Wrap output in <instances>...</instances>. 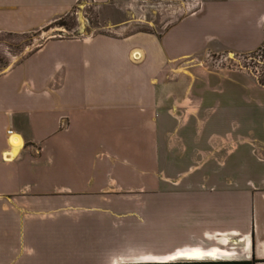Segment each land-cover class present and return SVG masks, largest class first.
I'll return each mask as SVG.
<instances>
[{
	"label": "crops",
	"instance_id": "obj_1",
	"mask_svg": "<svg viewBox=\"0 0 264 264\" xmlns=\"http://www.w3.org/2000/svg\"><path fill=\"white\" fill-rule=\"evenodd\" d=\"M77 2L0 0V34L40 32ZM218 9L260 48L264 0H206L163 35L49 37L0 73V264H264V118L257 135L203 116L218 89L174 38ZM182 200L199 215L194 240L134 244L150 206Z\"/></svg>",
	"mask_w": 264,
	"mask_h": 264
},
{
	"label": "rangeland",
	"instance_id": "obj_2",
	"mask_svg": "<svg viewBox=\"0 0 264 264\" xmlns=\"http://www.w3.org/2000/svg\"><path fill=\"white\" fill-rule=\"evenodd\" d=\"M204 1L106 0L94 3L93 0H79L67 15L40 32L0 34V73L51 36L89 37L103 34L122 38L134 33L163 35L179 19L196 11ZM216 1L223 3L225 0ZM224 13L218 9L209 17H200L199 22L191 24L188 20L174 31L177 34L174 38L181 43H187V37L191 40L190 47L198 52L195 57L203 55L197 61V67L203 72L202 86L218 89L214 91L217 94H207V105L212 106V110H204L203 116H213L217 112L214 115L216 119L239 121V127L245 132L249 121L255 126V134L258 135L263 132L260 120L264 118V93L252 88V85L257 82V78L264 77V42L259 50L246 48L250 43L259 41L257 31L247 28L246 23L240 28L234 27L225 21ZM238 14L243 17L241 12ZM160 44L157 42V45ZM223 47L225 51L215 50L204 54L209 49ZM211 111L213 113L210 114ZM144 207V204H138L140 212H144ZM198 216L193 200L153 204L147 222L139 219L137 226L128 234L134 237L133 242L140 249H171L194 240L201 229L199 220L196 221Z\"/></svg>",
	"mask_w": 264,
	"mask_h": 264
},
{
	"label": "trees",
	"instance_id": "obj_3",
	"mask_svg": "<svg viewBox=\"0 0 264 264\" xmlns=\"http://www.w3.org/2000/svg\"><path fill=\"white\" fill-rule=\"evenodd\" d=\"M48 27H46V28H48ZM46 28H44V29H46ZM9 35H14V34H9ZM259 49H261V47L258 48V50ZM257 83L261 86H264V77L261 79L257 78ZM173 264H178V263H173ZM184 264H253V262H206V263H184Z\"/></svg>",
	"mask_w": 264,
	"mask_h": 264
},
{
	"label": "bare ground",
	"instance_id": "obj_4",
	"mask_svg": "<svg viewBox=\"0 0 264 264\" xmlns=\"http://www.w3.org/2000/svg\"><path fill=\"white\" fill-rule=\"evenodd\" d=\"M137 54V53H136ZM11 144L15 147V148H19L21 143L16 139L14 141H11Z\"/></svg>",
	"mask_w": 264,
	"mask_h": 264
},
{
	"label": "water",
	"instance_id": "obj_5",
	"mask_svg": "<svg viewBox=\"0 0 264 264\" xmlns=\"http://www.w3.org/2000/svg\"><path fill=\"white\" fill-rule=\"evenodd\" d=\"M51 37H53V36H51Z\"/></svg>",
	"mask_w": 264,
	"mask_h": 264
}]
</instances>
